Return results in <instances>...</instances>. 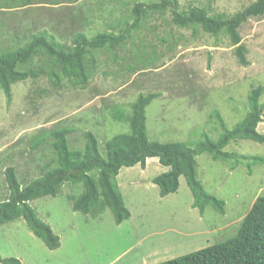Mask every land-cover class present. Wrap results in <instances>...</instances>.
I'll use <instances>...</instances> for the list:
<instances>
[{
  "label": "rangeland",
  "instance_id": "obj_1",
  "mask_svg": "<svg viewBox=\"0 0 264 264\" xmlns=\"http://www.w3.org/2000/svg\"><path fill=\"white\" fill-rule=\"evenodd\" d=\"M160 1L4 0L0 55L22 48L40 31L71 47L75 31L92 38L117 21L124 30L134 23L137 3ZM178 1L182 11L199 7L233 16L257 0ZM171 18L169 11L164 16L155 13L142 20L122 51L95 52L99 69L86 89L75 88L66 79L58 89L49 78L21 81L12 86L9 102L0 85V203L10 195L8 167H15L20 183L27 186L55 157L49 140L40 149L31 147V142L49 137L38 133L71 127V148L82 150L85 132H92L106 157L107 141L131 131L129 123L114 119L113 113L130 115L131 104L141 94H161L147 108L151 141L196 147L205 137L218 140L243 121L252 89L264 87V16L250 19L240 30L248 66L240 64L236 46L225 34L215 37L201 28L196 34L193 28L176 26ZM259 131L264 134V122ZM225 151L236 157L228 161L214 160L209 153L196 157L199 180L225 202L224 212L208 206L202 214L194 208L185 177L180 178L177 193L162 197L153 179L170 168L159 158H150L145 169L124 167L116 179L131 212L129 220L117 224L110 209L100 215L74 211L70 199L81 195L84 187L65 184L57 197L30 202L60 237L61 246L49 249L20 218L0 223V257L16 258L20 264H158L234 238L264 195V144L241 139Z\"/></svg>",
  "mask_w": 264,
  "mask_h": 264
},
{
  "label": "trees",
  "instance_id": "obj_2",
  "mask_svg": "<svg viewBox=\"0 0 264 264\" xmlns=\"http://www.w3.org/2000/svg\"><path fill=\"white\" fill-rule=\"evenodd\" d=\"M4 0H0V4ZM172 15V22L180 28H193L196 34L201 28L205 33L218 37L225 34L236 46V55L241 65L248 66V48L242 43L241 28L252 18L264 16V0H257L245 10L233 15L211 14L209 10L190 7L181 10L178 0H161L157 3H137L132 11L134 23L119 30L120 23L113 22L109 31L89 38L82 31L74 32L73 46L57 43L48 32L34 35L29 43L15 51L0 55V85L8 101H12V86L21 81H39L49 78L56 89L64 87L63 79L75 88L86 89L95 78L100 61L96 55L102 51H122L132 35L141 28L142 20L155 13ZM118 20V19H117ZM122 23V21H120ZM96 52V53H95ZM120 61L119 56L115 57ZM264 87L257 86L249 95V111L234 129L226 130L218 140L205 137L196 147L186 143H160L151 141L147 129V108L161 96L160 93L141 94L131 104L132 113H113L114 119L126 121L130 133L119 134L106 143L107 156L99 148V141L92 132H85L86 144L82 150H72L69 136L73 128L44 130L33 149L44 147L53 150L54 158L44 168L41 177L23 186L15 167L5 171L10 195L0 203V223H12L24 218L31 231L45 245L55 250L61 246L60 237L47 223L42 221L30 202L43 197H57L65 184L83 185L84 191L78 197H71L74 211L86 215H100L110 209L117 224L131 218L124 197L117 184V177L124 167L140 165L143 169L150 158H159L170 170L158 175L153 182L159 186L162 197L175 194L180 188V178L185 177L194 197V208L203 214L208 206L219 212L225 211V202L210 194L198 178V155L209 153L214 160L228 161L232 154L225 148L237 140H253L264 144V134L259 125L264 122ZM36 135V136H37ZM233 154L232 158H235ZM260 162L259 158H254ZM0 264H20L16 258H1ZM158 264H264V195L254 203L244 218L234 238L200 251Z\"/></svg>",
  "mask_w": 264,
  "mask_h": 264
},
{
  "label": "crops",
  "instance_id": "obj_3",
  "mask_svg": "<svg viewBox=\"0 0 264 264\" xmlns=\"http://www.w3.org/2000/svg\"><path fill=\"white\" fill-rule=\"evenodd\" d=\"M40 32H43V31H40Z\"/></svg>",
  "mask_w": 264,
  "mask_h": 264
}]
</instances>
